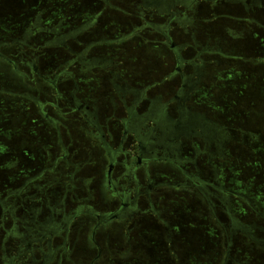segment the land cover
Instances as JSON below:
<instances>
[{
  "label": "rangeland",
  "instance_id": "rangeland-1",
  "mask_svg": "<svg viewBox=\"0 0 264 264\" xmlns=\"http://www.w3.org/2000/svg\"><path fill=\"white\" fill-rule=\"evenodd\" d=\"M179 1L184 3L168 31L183 50L186 63L181 72L176 69L174 51L164 43L165 29L148 26L149 21L166 22L167 16L140 8L143 0H0V41L8 43L0 50L35 82L28 84L12 63L0 57V88L29 91L38 99L0 92V198L33 170L51 165L45 162L49 152L57 150L56 129L44 118L38 102L46 108L61 92L67 99L47 105V112L65 124L61 126L64 134L82 136L80 147H90V138L83 135L95 127L73 108L74 98L90 107L96 123L108 135L106 139L113 133L111 140L117 144L122 121L130 118L126 107L135 106L136 113L145 116L155 101L162 115L169 112L176 118V96L183 90L189 95L181 105L189 115L212 131L221 130L220 136L209 140L196 134L183 137L186 144L178 153L182 160L172 156L183 164L155 161L150 165L152 175L156 178L154 171L159 170L163 176L157 181L187 182L183 168L195 179L201 178L208 183L205 188L216 213L193 187L156 189L151 205L141 198L139 204L145 211L136 219L145 218L139 225L132 222L131 233L132 240L153 246L154 253L147 256L136 249L133 256L137 262L150 256L163 259L166 255L161 248L171 247L164 245L171 236L175 241H187L175 245L174 264H264V0L246 1L252 6L251 13L242 0ZM74 30L65 42L54 36ZM128 32L138 35L112 41ZM34 60L49 80L33 74L26 65ZM195 65L201 66L200 74ZM184 77L193 89L182 86ZM154 118L143 128L151 129ZM104 161L97 157L95 164L86 167L93 172V185L98 188L99 211L107 210L117 193L105 186ZM34 192L27 190L28 199ZM149 209L165 214V219L167 213L176 214L172 229L167 230L162 221L154 223ZM1 221L0 236L4 237ZM125 225L112 224L109 238L118 241L117 246L109 251L104 245L95 264H124L120 241ZM3 244L1 239L0 255ZM6 247L8 253H15V246ZM156 251H162L161 256ZM72 252L75 264H89L98 251L80 244Z\"/></svg>",
  "mask_w": 264,
  "mask_h": 264
},
{
  "label": "flooded vegetation",
  "instance_id": "flooded-vegetation-1",
  "mask_svg": "<svg viewBox=\"0 0 264 264\" xmlns=\"http://www.w3.org/2000/svg\"><path fill=\"white\" fill-rule=\"evenodd\" d=\"M228 1L237 2V0ZM242 1L251 13L252 6L251 4L247 5L246 2L251 0ZM183 3L184 1L181 2L179 0H143V5L140 7L149 10L154 9L165 13L164 15L167 16L166 22L157 24H166L161 29V31L165 29L163 31L165 36L164 43L174 51L177 61L176 69L179 72L182 71L181 69L186 60L181 54L183 50L172 41L168 30L174 23L176 11ZM151 22L154 21H149V24ZM88 24H84L81 29ZM150 28L152 29L153 27ZM72 34H75V30L71 34L58 32L54 36L65 42L69 35ZM136 35L138 34L134 32L133 36ZM13 41H17V39ZM6 44L8 43L0 41V49ZM0 57L12 63L19 73L27 79L28 84L32 86L35 84V82L32 83L28 80L27 72L19 70V64L2 53L1 50ZM87 64L91 65V60ZM26 65L31 66L33 74H38L42 79L49 80L47 76H43L40 73V67L36 65L35 60L34 62L26 63ZM200 68V65H195V70L198 74H200ZM69 78L73 80L74 85L78 88L74 73H70ZM48 82L52 86L58 87L56 81L50 80ZM182 86L193 89V86H189V83L187 84L185 77ZM3 89L0 88V92L20 94L23 97L38 100L37 95L29 91L17 92L8 89L5 92ZM71 94L73 95V92ZM188 95L189 92H183L182 90L176 96L178 101V115L176 118L169 112H165L162 115L156 108L155 101L150 106L149 113L145 116L137 114L135 106L126 107L130 118L127 121H122L123 128L117 144L111 140L114 139L113 133H110L109 139H106L108 135L96 123L95 113L90 111V107L85 106L80 100L74 98L73 108L82 112L86 123L95 127L93 132L86 130L83 135L90 138V147L85 145L80 147L82 146V141L80 140L82 136L70 135L68 131L64 134L61 126L65 124L58 122L56 117L47 112V105L52 107L56 105L57 100L67 99L65 96H61V92L55 96L57 97L56 101L52 100L46 104V108H44V104L38 102L40 112L56 129L58 147L55 153L49 152L48 160L45 162V164L51 165H44L33 170L32 174L25 176L16 187L10 190L9 194L0 198V220H2L1 223L6 232L4 237L0 236V241L2 239L4 243L0 261L3 264H67V261L70 264H75L73 262V248L80 244H86L91 245L98 251L97 255L89 263L95 264L103 255L104 245L109 248V251L112 246H117L118 241L112 242L109 238L111 233H113L112 224L125 223L124 228L126 230H122V241H120L124 244V252L122 253L125 259L124 264H174L173 257L176 258L175 245L180 247L182 243L187 242L186 240L175 241L169 236L164 245L169 244L171 247L163 246L161 248L166 256H161L162 251H156L158 255L164 257L163 259L150 256L148 257L150 259L145 262H137L133 256L137 253L136 249H141L142 254L148 256L153 255L154 251L152 249L154 247L142 241L132 240L131 233L132 227L142 223L145 218V216H142L140 220L136 219L137 216L145 211L139 204L141 198H146L147 204L151 205L153 203V192L162 187H172L173 185L193 187L211 204L212 212L216 213L214 205L208 199V190L205 188V185H207V188L209 187L208 183L201 180V178L195 179L183 168H181V171L187 182L175 184L165 179L157 181V178H162L163 176L159 170L154 171L156 178L155 174L152 175L153 169H151L150 165L155 161L183 164L182 162L178 163L172 157L176 155L179 160H182L178 153H181L186 144L182 141L183 137L192 138L191 136L196 134L202 138L206 136L209 140L215 135L220 136L219 131L221 130L212 131L207 128L204 126V122L193 118L189 115L187 109L181 105V102L185 101ZM136 96L139 97V94H136ZM138 100L139 98L135 104ZM155 116L158 119L154 118ZM153 118L155 120L154 126L149 130L143 128ZM69 131L72 133L71 130ZM157 132H160L159 135H156ZM97 157L105 160V186L107 190L111 193L115 189L117 192L112 195V201L108 204V209L105 211L97 209L99 203L98 188L93 185V172L86 168L87 164H95ZM176 159L178 158L176 157ZM185 161H187L186 158ZM16 164L18 165L17 162ZM58 164H62L60 169H58ZM116 170L118 173L115 175ZM90 181L91 185L89 184ZM59 186L60 188L58 189ZM33 189H35L33 196L28 199L27 190ZM148 211L151 213L150 216L154 219V223L159 224L158 222L162 221L166 225L167 230L172 229L171 222L177 217L176 214L167 213L166 217L169 219H165V214H161L159 211L155 212L152 209ZM218 221L220 220L218 219ZM132 222H135L134 226H132ZM159 243L157 242V244ZM8 244L15 246V253L13 251L8 253L6 247ZM109 260L111 261V258ZM133 260L134 262H132Z\"/></svg>",
  "mask_w": 264,
  "mask_h": 264
},
{
  "label": "trees",
  "instance_id": "trees-1",
  "mask_svg": "<svg viewBox=\"0 0 264 264\" xmlns=\"http://www.w3.org/2000/svg\"><path fill=\"white\" fill-rule=\"evenodd\" d=\"M148 26L154 27L155 29H162L163 27L166 26V24H157L155 22H151V24H149ZM133 35H134V32H128V33H125V34L123 33V34H121L119 36H115V38L112 41L113 42L123 41V40L129 39Z\"/></svg>",
  "mask_w": 264,
  "mask_h": 264
}]
</instances>
